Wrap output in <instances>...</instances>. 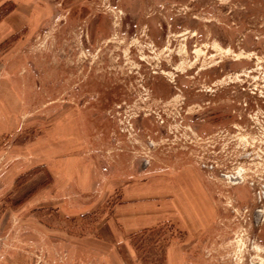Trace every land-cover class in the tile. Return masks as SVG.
Masks as SVG:
<instances>
[{
	"label": "rangeland",
	"instance_id": "374dc122",
	"mask_svg": "<svg viewBox=\"0 0 264 264\" xmlns=\"http://www.w3.org/2000/svg\"><path fill=\"white\" fill-rule=\"evenodd\" d=\"M2 107L0 264H264V0H0Z\"/></svg>",
	"mask_w": 264,
	"mask_h": 264
},
{
	"label": "crops",
	"instance_id": "0c3cea01",
	"mask_svg": "<svg viewBox=\"0 0 264 264\" xmlns=\"http://www.w3.org/2000/svg\"><path fill=\"white\" fill-rule=\"evenodd\" d=\"M0 116H1L0 119H2L8 123V125L3 126V124H1L2 120L0 121V134H2L3 132H9V131L14 130V128H11L10 123H9V121H11V119L13 118V111L11 110V108L6 109V107H5L3 109V107H2V110L0 109ZM177 176H179V175H177ZM190 183L186 180L183 185H185L186 187L191 186V185L193 186V183H191V185H190ZM144 222H146V220ZM145 224H147V223H145ZM145 224H143V225H145ZM143 225L139 224L138 227H141Z\"/></svg>",
	"mask_w": 264,
	"mask_h": 264
}]
</instances>
